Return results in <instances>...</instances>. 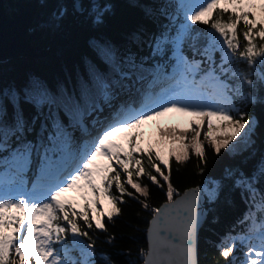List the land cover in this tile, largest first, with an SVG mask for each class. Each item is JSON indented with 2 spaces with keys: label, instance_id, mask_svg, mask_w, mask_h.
I'll return each mask as SVG.
<instances>
[{
  "label": "trees",
  "instance_id": "1",
  "mask_svg": "<svg viewBox=\"0 0 264 264\" xmlns=\"http://www.w3.org/2000/svg\"><path fill=\"white\" fill-rule=\"evenodd\" d=\"M77 1H83L84 7L74 23L72 13ZM82 1L5 0L6 10L12 16L26 9L33 12L34 26L40 30L46 29L43 39L35 42V45L39 51L48 53L36 59L20 57L0 61V165L6 164L8 158H11L13 164L20 168L22 161L14 159L16 151L22 144L31 143L35 148L25 169L31 171L36 165L39 174L46 155L49 158L47 162L57 160L61 151L58 142L63 141L65 136L73 137L75 152L82 151L84 145L90 146L86 144L90 141L81 136L78 123L86 120L93 124L85 117L92 109L97 110L104 104L106 89L115 94L122 93V90L129 92V88L135 83L141 88L139 78L144 74L151 75L150 72L158 61L161 68L173 65L178 59L174 55L176 52L187 58V68L192 61H199V72L209 67L210 63H206V60L210 56L216 74L228 80L231 86V111L237 118L243 112L254 118L256 134L252 137L253 142H233L234 146L230 150L222 149L219 155L215 154L208 141L201 138L207 163H202L191 152L190 159L184 163H177L174 157L169 158L170 179L180 195L197 186H220L219 196L214 202L210 203L206 198L204 200L207 214L198 236V264H244L249 247H256L258 243H253L255 239L251 238L242 248L240 245L247 235L256 233L254 228L257 223L264 222V211L257 206L260 197L264 195V175L258 170L264 160V104L253 105L245 100V95L252 93L264 97V84L259 79L260 73L264 71V63L258 61L256 65L249 66L237 53L229 62L223 63V69L227 71H222V57L226 46L221 48L219 44H213L210 48L211 36L205 35L214 33L210 27L212 21L208 25H193L189 22L190 28L194 30L191 36L196 39L186 38L177 49L173 38L184 18L179 16L177 22L172 21L164 1L97 0L86 13L87 4L85 0ZM106 5L110 10L104 13L102 22L97 23L96 17ZM61 11L63 16H60ZM228 16V13L221 15L216 12L213 20L219 17L228 22ZM244 30L241 22L238 25L240 51L246 47L242 35ZM214 35L219 37L218 33ZM163 38H167V42ZM254 42L260 43L258 38H254ZM205 48H209L207 55ZM117 66L122 71H134L132 79L123 78ZM154 78L151 76L146 84L149 86ZM248 79L254 81L253 86L246 83ZM38 88L47 92L55 103L40 110L29 102L31 93ZM127 97L128 95L125 96ZM41 119L46 121V127L40 134L43 147L40 145L37 152ZM18 123L23 125V132L17 131L16 135H12L9 130L15 129ZM136 131L141 132V128ZM138 143L145 150L141 139ZM152 155L154 162L168 175V169L155 160L153 153ZM135 156L142 160L146 172H151L164 184L162 177L149 164L146 155L142 156L137 152ZM114 167L117 171H123L119 165ZM135 170L136 166L133 164L130 167L133 180L148 187L147 198L125 184L126 192L132 195L125 194L124 202L117 203V207L121 209L119 215L113 216L111 221L107 216L103 218L106 230L97 229L94 220L91 221L92 228L86 227L83 220H77L82 230L88 232V236H78L76 240L85 246H94L88 250L92 253L93 264L143 263L148 250L146 233L154 216L153 209L161 208L167 203V186L165 184L162 188L158 187L147 175L137 177ZM229 170L233 173L243 172L252 180L257 193L256 202L247 189L236 186L235 178L228 175ZM125 180L126 176L122 175L121 181ZM111 191L113 195L120 196L114 182ZM143 203H147L148 208H144ZM249 213L252 215L246 219ZM89 216L91 219V210ZM72 240L73 237L69 234L64 243L72 247ZM233 243L234 252L228 259L223 258L222 249ZM70 255L79 260L80 246L72 248Z\"/></svg>",
  "mask_w": 264,
  "mask_h": 264
},
{
  "label": "snow or ice",
  "instance_id": "2",
  "mask_svg": "<svg viewBox=\"0 0 264 264\" xmlns=\"http://www.w3.org/2000/svg\"><path fill=\"white\" fill-rule=\"evenodd\" d=\"M223 5V7H222ZM99 8V5H96ZM180 9L183 11L185 23L180 25L176 37L173 38L177 49L183 44L186 38L191 36L192 30L190 24H205L218 33L216 37L214 33H206L211 36L209 47L213 44H219L221 48L226 46V50L222 57L223 63L229 62L232 57L239 53V57L246 60L249 66L256 65L259 62L264 63V16L257 15L253 9H258L260 13H264V0H201L200 3L192 5L181 3ZM106 5L96 17V22L101 23L103 15L109 11ZM219 12L221 15L228 13V22L221 18L213 20L214 13ZM61 11L60 16H63ZM243 22L245 30L242 35L246 42V47L240 51V41L238 38V25ZM222 38V40L220 39ZM254 38H258L260 43L254 42ZM167 42V38H163ZM205 54L209 53V48H205ZM229 51L231 55H229ZM178 56V63L183 65L187 63V58L180 52L174 53ZM209 59L211 57L209 56ZM191 65H195L193 69ZM189 65V71H199L200 62L192 61ZM215 77L223 86L224 95L219 98H213L207 93L199 90L183 89L174 91L165 99V102H154L157 106L150 108H136L133 105H122L114 107L112 112L103 120H97L95 125L99 126L97 135L86 144L82 151L78 150L70 159L61 156V162L57 165L55 174H50L48 168L42 167L40 175L37 177V185L41 188V193L37 198L21 199L18 197H10L0 191V264H93L92 253L88 251L94 246L92 244L83 245L76 237H87L88 232L82 230L77 220H83L88 228H92V220L95 221L97 229L106 230L103 218L107 216L111 221L113 216L119 215L121 209L117 207V203H123L125 194L131 196L132 193L126 192L125 184L130 185L140 196L147 198L149 189L133 180V172L130 167L136 166L135 175L141 177L147 175L148 179L158 187H164L166 184L167 203L161 208L153 209L154 217L152 221L154 235L160 233L155 231L165 224V229L172 232L177 229L175 236H179L178 243H172L171 239L165 244L163 249H157L153 244V250L148 253L145 264H198L196 259V232L201 222V218L206 216L205 211L200 210V201L206 198L208 202H214L219 196L220 186L212 187L197 186L186 190L182 196L173 186L170 176L171 167L169 158L174 157L177 163H184L190 159V152L194 154L202 163L206 164V150L201 143V135L203 130V139L209 142L215 154L219 155L222 149H231L233 142L239 144L241 141L253 142L252 137L256 134L254 118L248 117L246 112L234 115L230 107L227 105V96L229 85L220 81L215 75V70L210 69L209 73ZM195 79V77H193ZM261 84H264V71L259 76ZM187 80V76H185ZM249 86L254 85L251 79L246 80ZM112 94L104 92V103L111 106ZM245 100L249 104H264V97H260L255 93L245 95ZM38 109L42 110L45 106L55 103V100L49 97L48 93L42 89H36L30 95V101ZM103 112V108H100ZM177 112L184 115H191L198 119L189 122L186 131L193 133L190 141L186 136L176 135V130L171 133H165L164 142L172 139V143L167 148V156L162 155L158 150L155 152V160L164 165L168 169V175H165L153 160V155L149 145V151L145 152L140 147L138 140L143 133L136 131L149 120L159 118L167 113ZM223 122V131H219L221 125L214 124L213 121ZM206 129V130H205ZM12 135L16 132H23V125L19 124L15 129L9 130ZM122 133H127L121 136ZM217 136L224 137L218 140ZM7 139V132L5 133ZM52 139V138H50ZM117 139H124L130 145L128 151H124L121 144L117 143ZM43 147V145H41ZM35 148L31 143H24L17 149L14 159L22 161L19 172L23 173L29 157ZM38 151V150H37ZM47 152L48 149H45ZM139 152L142 156L146 155L149 164L158 173L164 184L157 180L151 172H146L141 159H137L135 153ZM123 153L124 158L121 157ZM103 159L106 164L99 163ZM48 157L45 156L47 162ZM115 162L123 170L117 171L113 166ZM259 172L264 175V160L261 161ZM114 173V175H110ZM126 176L124 182L121 176ZM229 176L235 178L237 187L247 189L256 202V190L252 186V180L245 176L243 172L233 173L228 171ZM113 182L115 188L120 193L117 197L112 194ZM24 183L23 179L20 181ZM77 192L83 205L77 211V203L67 199V194ZM180 196L179 200L175 197ZM102 200H107L111 206V210L99 211L98 207ZM258 208L264 211V195L260 197L257 204ZM144 208H148L147 203H143ZM89 210L92 217L90 219ZM249 213V217H251ZM173 217L171 225L168 224V218ZM255 223V221H253ZM259 232L260 247H249L245 254L244 264H264V224L257 229ZM73 237L72 247L64 243L68 235ZM251 239V237H245ZM60 245V248L55 247ZM77 245L81 248V258L79 260L71 257L72 248ZM235 250V244H231L221 251V256L228 259ZM162 255L163 259L157 261L155 257Z\"/></svg>",
  "mask_w": 264,
  "mask_h": 264
},
{
  "label": "water",
  "instance_id": "3",
  "mask_svg": "<svg viewBox=\"0 0 264 264\" xmlns=\"http://www.w3.org/2000/svg\"><path fill=\"white\" fill-rule=\"evenodd\" d=\"M87 9L85 11L88 12L89 7L96 3L97 0H86ZM75 10L73 14V21L75 23L77 17L81 13V2L77 1L75 5ZM35 16L31 10H22L16 16H12L6 10L5 0H0V61H4L7 59H18L20 57H26L29 59H36L39 57H43L48 53L47 51H39L35 45V42L41 41L46 34V29L39 30L38 27L34 26ZM183 193L180 195L182 196ZM180 196L176 197V200L180 199ZM204 199L202 198L200 201V210L205 211L204 207ZM166 204V203H165ZM164 204V205H165ZM163 205V206H164ZM162 206V207H163ZM207 214V213H206ZM154 217V216H153ZM153 217L149 223L148 230L146 233L147 246L148 250L145 255L142 264H145V259L148 256V253L153 250V244L155 247L159 249H163L164 244L175 236L177 229H173L170 233L165 229V224L162 223L159 229L155 231L159 232V235H154L152 231L153 225ZM205 217L201 218V222L198 226L196 232V259L198 261V236L199 231L205 221ZM173 217L168 218V224L171 225ZM172 243L179 242V236H175V239H171ZM157 261L163 259L162 255H157L155 257Z\"/></svg>",
  "mask_w": 264,
  "mask_h": 264
},
{
  "label": "rangeland",
  "instance_id": "4",
  "mask_svg": "<svg viewBox=\"0 0 264 264\" xmlns=\"http://www.w3.org/2000/svg\"><path fill=\"white\" fill-rule=\"evenodd\" d=\"M160 1H164L166 10H168V12L171 13V19H173V20H175L177 18V14L178 13H180V12L183 13V11H181V9H180V4L182 2L183 3L192 4V5H195V4H198V3L201 2V0H160ZM85 3L87 4L86 0H85ZM94 4H92V6ZM83 7H84V3L82 1L81 2V10H83ZM74 8H76V7H74ZM253 12L256 13V14L264 16V13H260L258 11V9H253ZM72 14H74V11H73ZM154 47H155V44H154ZM128 66L130 67V65H128ZM175 72L177 74H180L179 71H175ZM211 77H212L211 75L208 76L209 85H210L209 89L210 88L212 89V86H215L216 84H218L217 81L210 80ZM179 78H180L179 83H188L187 89L185 91H188V90H193V91L199 90L201 92H204V90L200 89L199 86H197L195 84H192V82H191L192 79L187 78V80H185L184 76H181ZM136 93H138V92H136V90L134 89L133 92H132V95L130 97H132L133 94L135 95ZM207 95L210 96V97H213V98H218L215 94L214 95L213 94L212 95L211 94H207ZM128 100H129V102H128L129 105L135 104L133 98H130ZM154 100H156V99H154ZM157 101L159 102L160 98H158ZM119 102H123L122 99L120 97L112 95L111 106H109V108L112 107V106H119L120 105ZM124 104H126V103L124 102L123 105ZM153 104L154 103L151 101L147 105H150V107H153ZM101 108H103V112L106 110L105 106H102ZM145 108H146V105H145ZM171 118H175L174 121L176 123H178V130L176 131V135H178V136H185V132H187V133L189 132V131H186V129H188V127H189V122L192 121V120L198 119V118L193 117L191 115H184V114H181V113L172 112V113H167L164 116H161L159 118H155L153 120L147 121L145 123V129H144L143 136H142L141 139H142V143L144 144L146 152L149 151V145L152 146L151 151L154 154V157H155V152L158 151V150L161 152L162 155L167 156L165 154L166 151L164 149H165V147H167V145L170 142L171 143L174 142L172 139H167V142L166 143L164 142L165 133H170V132H168L169 130L168 131H166V130L168 129V122H169V119H171ZM213 123L221 125L219 131H223L224 130L223 122L214 120ZM192 135H193L192 132H190V134L187 135L188 139L185 140V143H188L190 141ZM86 136H91V135H86ZM121 136H125V133H122ZM201 138H203V130H202ZM223 138L224 137H222V136H217L218 140L219 139H223ZM116 142L121 144L122 147H123L124 139H117ZM98 162L99 163H103V164L107 163V161H105L103 159H100ZM20 181L21 180L17 181L16 184L13 183V185L10 188L2 186L1 187V191H3V193H9V194H11V195H13L15 197L21 198V199H22V196H23L22 191H27L28 189H30L31 192L34 193V188H31L33 185L28 186L27 184H25V182L21 185ZM70 193L72 195H78L79 194L77 192L76 193L75 192H70ZM98 210L107 212V211L111 210V206L109 205L107 200H102L100 202ZM259 226H260V224H256V227H257L256 229H258ZM257 237H259V232L257 234Z\"/></svg>",
  "mask_w": 264,
  "mask_h": 264
},
{
  "label": "bare ground",
  "instance_id": "5",
  "mask_svg": "<svg viewBox=\"0 0 264 264\" xmlns=\"http://www.w3.org/2000/svg\"><path fill=\"white\" fill-rule=\"evenodd\" d=\"M140 104H141V103H139V105H140ZM177 128H178V123L175 122L173 129L169 127V129H168L169 131H168V130H166V131H168V132L171 133L173 130H176Z\"/></svg>",
  "mask_w": 264,
  "mask_h": 264
}]
</instances>
